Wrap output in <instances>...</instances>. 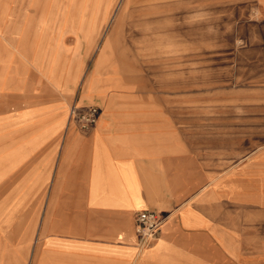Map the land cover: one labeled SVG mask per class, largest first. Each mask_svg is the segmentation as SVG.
<instances>
[{
	"label": "crops",
	"instance_id": "obj_1",
	"mask_svg": "<svg viewBox=\"0 0 264 264\" xmlns=\"http://www.w3.org/2000/svg\"><path fill=\"white\" fill-rule=\"evenodd\" d=\"M35 1L0 0V264H264V147L229 167V139L187 120L184 88L138 82L105 49L90 66L94 35ZM209 1L239 32L252 8L264 25V0ZM72 104L100 110L92 128L68 122ZM144 210L161 226L139 250Z\"/></svg>",
	"mask_w": 264,
	"mask_h": 264
},
{
	"label": "rangeland",
	"instance_id": "obj_2",
	"mask_svg": "<svg viewBox=\"0 0 264 264\" xmlns=\"http://www.w3.org/2000/svg\"><path fill=\"white\" fill-rule=\"evenodd\" d=\"M33 3L42 9L55 3L59 16L67 11L62 24L74 35L82 28L85 39L94 35L90 66L98 52L97 60L105 58V49L123 74L137 73L138 82L160 72L164 80L149 82L169 85L171 94L184 88L187 120L200 119L203 135L210 130L219 141L229 139V167L264 147V64H243L247 58L264 60V25L256 24L253 8L244 18L245 31L239 32L240 20L229 27L226 7H218L224 2L214 7L209 0L183 2L169 10L163 9L166 4L141 6L135 0ZM15 231L8 238L11 246L18 243Z\"/></svg>",
	"mask_w": 264,
	"mask_h": 264
},
{
	"label": "built area",
	"instance_id": "obj_3",
	"mask_svg": "<svg viewBox=\"0 0 264 264\" xmlns=\"http://www.w3.org/2000/svg\"><path fill=\"white\" fill-rule=\"evenodd\" d=\"M100 114L97 107L79 108L75 104L70 105L67 120L74 122L80 130L92 128ZM136 232L138 235V249L148 248L158 238L161 218L153 211L144 210L136 216Z\"/></svg>",
	"mask_w": 264,
	"mask_h": 264
}]
</instances>
